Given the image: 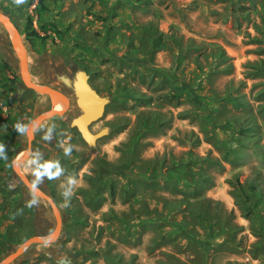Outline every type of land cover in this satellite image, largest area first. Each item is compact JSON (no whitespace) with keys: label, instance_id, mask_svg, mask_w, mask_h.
Segmentation results:
<instances>
[{"label":"rangeland","instance_id":"374dc122","mask_svg":"<svg viewBox=\"0 0 264 264\" xmlns=\"http://www.w3.org/2000/svg\"><path fill=\"white\" fill-rule=\"evenodd\" d=\"M0 10L21 31L33 79L69 99L62 115L38 129L20 165L35 178L29 161L39 153L41 163L64 170L38 184L60 207L62 233L55 245L34 244L13 264H59L66 254L71 264H264L263 216L246 217L235 196L236 180L264 193V0H0ZM79 70L110 99L91 126L109 130L94 145L72 125L81 109L61 79L73 80ZM183 80L188 88H180ZM23 88L18 56L0 25V262L56 226L51 205L13 168L29 144L15 125L50 105ZM209 111L228 125L213 128ZM240 122L252 125V135L238 136ZM69 144L70 157L63 150ZM225 150L234 163L223 160ZM207 157L205 170L190 166L214 182L199 195L166 180L181 178L182 161ZM102 159L129 169L103 175ZM69 177L77 183L65 208Z\"/></svg>","mask_w":264,"mask_h":264},{"label":"water","instance_id":"95a60500","mask_svg":"<svg viewBox=\"0 0 264 264\" xmlns=\"http://www.w3.org/2000/svg\"><path fill=\"white\" fill-rule=\"evenodd\" d=\"M0 25L7 31L8 36L12 42L14 51L19 59L21 78L25 88L34 90L42 95H45L50 100V107L45 111L41 112L37 116L33 117L28 125L29 131L28 147L23 150L19 156L13 162V168L17 172L21 181L26 187L37 197L46 200L52 208L53 214L56 218V226L54 230L48 234H34L26 238L14 251L10 252L0 264H13L19 259L24 253L34 244H52L56 242L63 229V217L60 207L57 201L49 195L39 185L36 186V190L32 188V180L30 177L21 170L20 165L26 159L30 157L33 151L32 143L35 138L37 130L48 120L62 115L68 105L69 99L67 95L61 91L58 87H55L48 83H40L33 79L32 73L29 69L28 51L23 40L21 31L16 25L10 15L0 10ZM63 82L72 87L76 95V101L81 109V113L74 118L72 125L76 127L81 133L82 137L90 145H94L96 141L105 135L109 128H103L99 132H93L91 126L97 122L105 113L107 106L110 102L109 97L102 95L91 83L90 75L87 71L79 70L75 74V78L72 80L68 77L62 76ZM23 88L22 90H25ZM63 103V107L60 106ZM61 108H60V107ZM35 122V125L33 123ZM47 241V242H46ZM65 259H68L65 261ZM59 264H71L73 259L71 256L66 254L63 259L57 260Z\"/></svg>","mask_w":264,"mask_h":264},{"label":"trees","instance_id":"16d2710c","mask_svg":"<svg viewBox=\"0 0 264 264\" xmlns=\"http://www.w3.org/2000/svg\"><path fill=\"white\" fill-rule=\"evenodd\" d=\"M5 13L10 15L8 12H5ZM31 26H32V21H29L27 24V27L31 28ZM33 32H34V34H38L36 30H33ZM126 57L132 58V55L128 54ZM188 86H189V83L183 80L182 86L180 88L185 89V88H188ZM192 91H194V90H192ZM190 95L192 96L194 104L203 109L204 102H203L202 98L199 96V94H197L194 91V92H191ZM137 99H139L138 100L139 103H147V100L144 97H140ZM49 107H50V105H49ZM208 116H210V122L212 123L213 128L221 127L222 125L223 126L228 125V121L223 122V123H219L218 122L219 117H217L216 113H214L213 111H209ZM164 125H165V123H164ZM246 125H247V123L244 124L243 122H240V125L238 126V128L236 130L238 136H240L241 139H243L244 137H247V135H252V132L247 131L248 129L252 128V125L251 124H249L248 126H246ZM153 127L154 128L152 130H156V129H158L159 126L157 127L154 125ZM159 129H162V132H164L163 128H159ZM253 130H254V128H253ZM240 147H246L244 142H242L240 144ZM233 155H234V153H228V151L225 150V151H223L222 158H223V160H225L227 162L231 161L234 163L236 161V158ZM211 160L212 159L209 157L201 158L200 159L201 164H199L198 163L199 161L197 162L196 159H195V161L193 159H191L187 163H184L182 161V165L185 164V167H183L184 169L180 172V177L182 179L181 178L176 179V177H175V178H169L166 180L171 179V183L178 185V186H181L182 191H188L187 192L188 195H199V193H201L200 188L202 185L208 184L207 186H212L214 184V182L210 176L202 173L203 172L202 170L199 169V171H195L194 167L190 168V166L197 164V165H200L202 167L206 161L210 162ZM101 163L103 165L102 166L103 168L101 169V173L103 175L107 174V173H111L112 171L117 172V173H122V172H125L129 169L128 163H123L121 165H114V164H111L110 162L106 161L105 159H102ZM217 164H220V161H218ZM201 169L205 170L206 167L204 166ZM189 173L193 175L192 178L188 177ZM31 179L33 181L35 180L34 177H31ZM162 180H164V179H161V181ZM182 180H183V182H182ZM208 181H209V183H208ZM235 183H236L235 189L237 190V192H235V196L237 198V203L239 204V206L243 210V214L246 217L251 218L253 221H256L259 216H263V220H264V193L261 191L258 194L259 188L257 186L254 188L252 187L249 190V188H246V185L244 183H241L240 180H236ZM39 184H41V183H39ZM260 202H262V204H260ZM262 228L264 229V226H262ZM261 232L264 234V230ZM37 234L45 235V234H47V232H39ZM194 240L197 242V240L195 238H194ZM53 244L55 245L56 242ZM199 244L201 245V248H203L204 254L207 255L209 249L205 246V244L203 242H199Z\"/></svg>","mask_w":264,"mask_h":264},{"label":"clouds","instance_id":"9594fccd","mask_svg":"<svg viewBox=\"0 0 264 264\" xmlns=\"http://www.w3.org/2000/svg\"><path fill=\"white\" fill-rule=\"evenodd\" d=\"M27 2V0H13V3L17 6L19 5H23ZM33 125H35V122L33 123ZM15 128L21 132L22 134L24 133H28L29 131V125L28 124H21V123H17L15 125ZM51 133V129H49V133L47 135H45L44 139H50ZM63 146V145H62ZM3 148L4 145L0 144V154L3 153ZM63 150H64V154L65 156H71L72 151H73V146L71 144L67 145V146H63ZM29 164L32 165H36L35 168L32 169V175L35 176V180L32 182V188L33 190H36V186L40 183V181L42 180L43 177L47 176L49 179L55 178V177H59L62 172L64 171L59 162H54V161H45L43 163L40 162V154L36 153L29 161ZM55 169V171H54ZM77 181L74 177H69L68 181H67V187L63 193L64 197L66 198V202L63 205V207H68L67 204V199L70 198L73 195V188L75 187ZM37 203V200L34 198L31 202V204H35ZM47 242V241H46Z\"/></svg>","mask_w":264,"mask_h":264},{"label":"bare ground","instance_id":"6f19581e","mask_svg":"<svg viewBox=\"0 0 264 264\" xmlns=\"http://www.w3.org/2000/svg\"><path fill=\"white\" fill-rule=\"evenodd\" d=\"M60 106L63 107V103H60ZM60 106H59V107H60ZM61 107H60V108H61Z\"/></svg>","mask_w":264,"mask_h":264},{"label":"crops","instance_id":"0c3cea01","mask_svg":"<svg viewBox=\"0 0 264 264\" xmlns=\"http://www.w3.org/2000/svg\"><path fill=\"white\" fill-rule=\"evenodd\" d=\"M38 131V130H37Z\"/></svg>","mask_w":264,"mask_h":264}]
</instances>
